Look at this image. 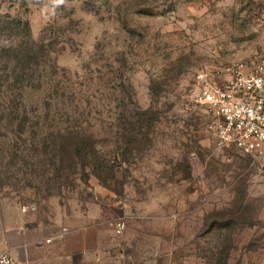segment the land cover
I'll list each match as a JSON object with an SVG mask.
<instances>
[{"label":"rangeland","instance_id":"1","mask_svg":"<svg viewBox=\"0 0 264 264\" xmlns=\"http://www.w3.org/2000/svg\"><path fill=\"white\" fill-rule=\"evenodd\" d=\"M261 55L264 0H0V254L43 223L97 264H264V170L216 144L196 83Z\"/></svg>","mask_w":264,"mask_h":264},{"label":"built area","instance_id":"2","mask_svg":"<svg viewBox=\"0 0 264 264\" xmlns=\"http://www.w3.org/2000/svg\"><path fill=\"white\" fill-rule=\"evenodd\" d=\"M198 101L210 119L206 130L223 149L234 148L264 170V55L251 62L215 65L198 72ZM122 233L125 222L116 224ZM0 264H16L8 252Z\"/></svg>","mask_w":264,"mask_h":264},{"label":"crops","instance_id":"3","mask_svg":"<svg viewBox=\"0 0 264 264\" xmlns=\"http://www.w3.org/2000/svg\"><path fill=\"white\" fill-rule=\"evenodd\" d=\"M91 219L96 220V216ZM46 226L34 223L6 231L2 252L10 253L16 264H97L101 261V249L87 244L78 249L70 244L67 234H58ZM94 226L93 222H89L85 233Z\"/></svg>","mask_w":264,"mask_h":264},{"label":"trees","instance_id":"4","mask_svg":"<svg viewBox=\"0 0 264 264\" xmlns=\"http://www.w3.org/2000/svg\"><path fill=\"white\" fill-rule=\"evenodd\" d=\"M30 43V42H29ZM26 43L25 44H12L10 46V50H12L13 52H18L21 54V59L26 58L27 56H29V54L33 51V47L31 46V44ZM20 55H17V57H19ZM22 59V60H23ZM24 61V60H23ZM19 62H21V60L19 59ZM32 75L29 74H25L23 72H16V70L13 71V73H9L7 75V95L4 96V101H7V103H10L12 101V97H13V87L14 85H17L18 83H24L25 81H27L26 86L28 85L29 81L31 80ZM8 81L10 82V84H8ZM34 81V79H33ZM42 85V83H41ZM2 95H4V93H0V96L2 97ZM57 133L59 134V136L62 138L63 136L67 135V136H73L71 140L78 138L79 134L81 132H77V131H72L69 130L68 128H60L59 131H57ZM64 139V138H63ZM77 141V140H76ZM79 143V144H78ZM76 145L74 143V148L73 146H71L72 150H73V154L76 158H81V159H86V160H90L92 158V154L89 151L85 152V148H86V144H85V139L81 138L79 140ZM54 168H53V173L54 171H57V175L56 178L57 180H60L62 178V172H60V168H58L57 162L53 161L52 162ZM50 171V170H49ZM100 176V174H98ZM101 177V176H100Z\"/></svg>","mask_w":264,"mask_h":264},{"label":"clouds","instance_id":"5","mask_svg":"<svg viewBox=\"0 0 264 264\" xmlns=\"http://www.w3.org/2000/svg\"><path fill=\"white\" fill-rule=\"evenodd\" d=\"M61 2H62V0H61Z\"/></svg>","mask_w":264,"mask_h":264}]
</instances>
